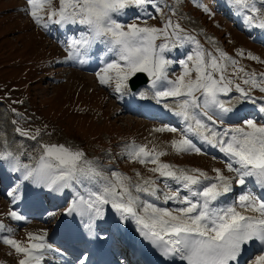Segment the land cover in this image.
<instances>
[{
  "label": "snow or ice",
  "instance_id": "snow-or-ice-1",
  "mask_svg": "<svg viewBox=\"0 0 264 264\" xmlns=\"http://www.w3.org/2000/svg\"><path fill=\"white\" fill-rule=\"evenodd\" d=\"M225 2L246 27L264 33V0ZM26 3L27 14L45 31L53 25L82 29L68 36L64 44L66 61L78 59L84 63L95 46H103L102 67L97 72L101 85L114 82V92L126 94L132 78L146 74L151 98L179 122V126L162 124L152 131L178 133L179 138L169 142L178 155H204V145L218 150L225 169L232 175H225L220 168L212 169L214 175H209L200 168L174 165L161 159L167 155L165 148L130 141L122 155L130 161L151 165L148 171L154 174L142 177L136 172L138 179L134 181L120 171L110 175L102 172L98 162L88 159L83 150L41 142L48 134L44 129L19 126L15 132L37 142L39 155L30 157L34 162L23 163L24 153L10 150L5 140L0 161L9 162L12 171L21 172L24 180L54 192L83 187L86 195H78L66 212L86 216L88 223L84 227L89 231L95 220L103 217V206L110 204L122 221H134L140 236L165 259L180 264H240L245 250L255 244L259 255L250 264H264V195L254 190L258 188L264 193V103L258 105L259 117L243 119L240 124L225 123L238 105L257 104L252 93H264V72L248 71L218 46L211 51L204 48L171 17L162 27L148 25L146 20L142 24L123 22L122 18L132 9L146 13L152 7L161 11L159 0H59L58 7H53L52 0ZM198 6L211 14L206 5ZM45 8L46 17L42 14ZM139 19L137 15L136 20ZM209 41L216 43L212 38ZM186 44L192 45V50L179 59L181 71L172 78L170 68L177 61L167 54ZM237 55L264 64L251 51L238 49ZM233 92L238 95L223 98ZM139 95L148 98L145 91ZM259 99L264 101V96ZM92 185L98 187L94 190ZM235 186L249 187L226 202ZM149 197L162 201L164 206ZM169 203L174 207H168ZM7 216L14 221L26 219L13 209ZM15 231L0 221V243L20 257L17 264H44L48 253L59 252L48 243L44 229L28 231L26 241L16 239Z\"/></svg>",
  "mask_w": 264,
  "mask_h": 264
},
{
  "label": "rangeland",
  "instance_id": "rangeland-1",
  "mask_svg": "<svg viewBox=\"0 0 264 264\" xmlns=\"http://www.w3.org/2000/svg\"><path fill=\"white\" fill-rule=\"evenodd\" d=\"M188 2L190 6H184V10H182L181 7ZM198 4L206 5L211 14L205 13ZM226 4L225 0H172L170 3H168V0H159L158 6L161 11L156 12L161 14L160 17H163V12L167 10L173 13L174 17H179L186 25L197 27L194 33H189L194 35L204 48L211 51L216 46L222 49L223 47H229L230 53L228 54L239 60L240 64L245 66L248 71L264 72L262 63L247 59L246 56L242 58L237 55V50L241 49L240 44L242 43L245 53L251 51L254 55L259 56L261 60H264V48L258 46L259 43L252 38L253 34L244 29V27L246 28L245 24H241V21L236 19L237 16ZM52 5L56 7L53 0ZM27 9L26 0H0V98L7 97L12 101L10 102L7 98L0 100V148L7 140L10 150L24 153L21 157L23 163L34 162L30 160V157L39 155L37 142L18 135L15 128L17 126L31 130L42 128L48 134L42 137L41 142L64 144L83 150L86 157L95 159L98 162L99 169L108 175L111 174L112 170L118 171L120 169L118 164L125 168L129 167L130 175L128 176L132 177L134 181L138 179L136 172H139L142 177L154 175L148 171L151 165H142L130 161L122 155L124 146L130 141H135L138 144L147 143L149 146L156 144L161 148H165L167 155L161 157L165 162L187 168H192V165L198 164L199 168L208 172L209 175H214L212 169L220 168L225 175H232L225 169L224 161H221L217 155L206 152L207 150H204L206 153L204 155L195 153L178 155L174 153L169 146V142L173 138H179V134L157 133L152 130L162 124L176 125L175 123L162 121V119L155 117L150 119L137 116L135 113L125 110L119 95L113 90L114 85L109 90L106 87L107 85L99 83L97 72L102 66L95 71H91V69L82 68L81 64L74 63L73 60H65L68 53L64 44L68 36L76 35L82 29L74 30L72 27L61 28L57 26L55 31L50 27V31H48L50 37L48 32L33 22L27 14ZM45 10L42 13L43 15H45ZM153 11L155 10H147L146 13L140 11L142 15L137 14L140 16L139 20L150 18ZM191 12H193V15H190ZM182 13H184L183 16ZM130 14H132L131 10L127 16L136 19L137 15L131 16ZM127 16L122 18L123 22L127 20ZM166 17H169V15L167 14ZM209 38L216 42L215 45L210 43ZM47 47L52 49L54 59L52 70L49 71L46 70L53 59ZM192 47V45L186 44L182 48H175L177 52H181L175 58L171 57L170 53L167 54L169 59L177 61L170 68V77L174 78L175 75L180 73L181 67L178 61L186 56L192 50ZM234 47V52H232ZM255 48L261 53L258 54ZM87 57H92L91 52ZM30 88L32 89V98L38 103L42 115L30 107L25 108L19 105L20 103L27 105L28 101L26 100L30 98ZM254 94L260 97L261 92L254 90ZM122 95L125 98L124 94ZM237 95L233 92L228 98H234ZM96 96H98V100L93 99ZM98 102L102 105L100 108L102 112L99 110L94 112L95 118H93L90 109ZM84 105L89 106L85 115H83V109L81 108ZM46 113L52 119H58L65 126L61 125L62 128L54 120H49ZM250 117L254 116L251 115ZM243 119L237 122L226 120L225 123L240 124ZM14 121L23 124L15 125ZM176 123V126H179V122L176 121ZM93 127L96 129L93 133L102 137L105 140L104 144L108 147L97 146L94 143L86 147L84 146L85 143L80 146V141L72 137L84 140L85 134H92L89 128ZM214 156L217 159H213ZM138 166L140 169L136 171ZM10 167L12 168V165ZM120 171L125 173L121 169ZM15 173L18 178H13V185L5 187L0 185V221L16 229L13 235L21 241H26V233L32 231L35 226L46 230L50 235L58 226L61 211L65 209L67 201L73 202L74 199L78 198V195H86L83 187L75 186L73 189L66 188L64 193H61V201H55L52 199L48 188L34 183L32 184L33 187H30V181L24 180L21 172L15 171ZM160 183L162 186L163 182L160 181ZM92 187L95 190L96 185H92ZM174 187L175 185H173ZM18 190L21 193L17 196ZM10 192L12 195H9ZM25 197L27 198V204L31 208L39 207L38 209L44 212H42L43 215H29L35 210L31 212L26 208L23 202ZM14 198H17L15 202H13ZM38 201L43 202L42 205H39ZM37 204L38 206H36ZM43 207H47V209ZM10 209L16 210L22 216L24 215L25 221H14L8 217L7 213ZM51 242L50 239V244H52ZM73 248L70 243L66 242L65 254H71L75 251ZM16 255L8 245L0 243V264H17L20 257ZM46 256L51 259L52 253H48ZM79 256H82V253L76 254V258ZM45 264H48V262L45 261Z\"/></svg>",
  "mask_w": 264,
  "mask_h": 264
},
{
  "label": "bare ground",
  "instance_id": "bare-ground-1",
  "mask_svg": "<svg viewBox=\"0 0 264 264\" xmlns=\"http://www.w3.org/2000/svg\"><path fill=\"white\" fill-rule=\"evenodd\" d=\"M224 2V1H223ZM227 5V4H226ZM229 9V8H228ZM64 30V29H63ZM66 32V31H65ZM261 33V31H258ZM63 35V34H62ZM68 35V34H67ZM261 35H263L261 33ZM60 39V38H59ZM62 39V38H61ZM63 43V42H62ZM99 47H103L102 45H98ZM172 56V55H171ZM141 91H145L148 94V98H141L140 97V92ZM151 91L149 90V85H143L141 86L137 91L133 92V91H128L126 94H124L125 96V101H127L129 103V106L134 109V110H143V111H147L148 114H154L155 111L159 112L160 115L163 118H166L168 116L170 117H174L172 115L171 112H169L168 110L164 109L163 106L161 104H157V102L151 98L150 95ZM260 103H263L261 100L257 99V104L256 105H251L253 106L255 109L258 108V105ZM249 106L247 105L246 107L242 106L239 109H236V111H241V110H248ZM258 112V110H257ZM258 117L260 116V114L258 113L257 115ZM176 118V117H174ZM177 119V118H176ZM206 147H208L207 145H205ZM204 146V147H205ZM210 147H208L207 149H209ZM222 156V154H221ZM223 157V156H222ZM5 161H0V164H4ZM251 186V185H249ZM249 186H245V188H241L238 187L234 190V192L228 197V200L226 202H230L231 200L235 199L236 197H234V194L237 193V196L241 194L242 191L246 190L247 187ZM33 187V186H32ZM254 187V186H253ZM64 190V189H63ZM62 190V191H63ZM254 190L258 193H260V190L257 188H254ZM32 191V190H31ZM61 191V192H62ZM59 193L58 192L56 194V192H54V197L55 200L60 199L59 197ZM64 193V191H63ZM29 196V194H28ZM148 199L152 200V202H155L157 204H160L161 206H164L162 204V201H156L154 200V198L149 197ZM61 201V199H60ZM27 206V201L24 200L23 201ZM43 203V202H42ZM32 204V203H31ZM171 204V203H170ZM21 206V205H20ZM38 206V205H37ZM168 206V205H167ZM170 207V206H168ZM24 208V207H23ZM42 209V208H41ZM25 211V210H23ZM32 212V211H31ZM34 212V211H33ZM44 213V212H43ZM20 214V213H19ZM26 214V213H25ZM43 215V214H42ZM24 216V215H23ZM36 216V215H35ZM79 216V219L77 218ZM32 217V216H31ZM49 217V216H48ZM42 220V218H41ZM45 220V219H44ZM25 221V220H24ZM21 222V221H20ZM24 223V222H22ZM88 223V218L86 216H81L79 215L77 212H72L71 214H67L64 217V220L61 221L60 223H58V226L56 228V230L51 234L55 235V238H57L54 242L56 243V247H62V245H64L63 241H66L68 238L69 242L71 244H74L75 246H79L81 242L84 243V247H87L88 249V254L90 253V245H87V242L89 241V239L91 238V233L93 232V230H99V229H103L105 228L106 230L109 231L110 236L116 237L117 235L122 236L123 238H125V240H133L135 238H142L139 234V232L137 231L136 225L134 223V221H132L131 219L128 220H121L119 214L115 211V209H113L111 207L110 204H106L103 206V217L102 218H97L91 231H89L88 229H86L84 227V224ZM39 228L38 226H35V228L32 230V232H38L36 229ZM32 229V228H30ZM41 229V228H40ZM75 234V235H74ZM50 236V237H51ZM50 237H47V240L51 239ZM61 248H59L60 250ZM13 254V253H12ZM259 255V251L255 250V256ZM11 256V255H10ZM13 256V255H12ZM17 256V255H16ZM254 256V257H255ZM18 257V256H17ZM83 258L82 257L80 260H78V264H82L83 263ZM251 262V261H250ZM9 263V262H8ZM49 264H55L54 262H50ZM250 264V263H249Z\"/></svg>",
  "mask_w": 264,
  "mask_h": 264
},
{
  "label": "trees",
  "instance_id": "trees-1",
  "mask_svg": "<svg viewBox=\"0 0 264 264\" xmlns=\"http://www.w3.org/2000/svg\"><path fill=\"white\" fill-rule=\"evenodd\" d=\"M70 109H71V107H70Z\"/></svg>",
  "mask_w": 264,
  "mask_h": 264
}]
</instances>
